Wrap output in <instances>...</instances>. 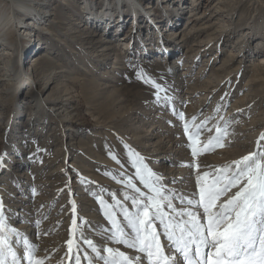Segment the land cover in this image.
Here are the masks:
<instances>
[{
	"label": "rangeland",
	"instance_id": "obj_1",
	"mask_svg": "<svg viewBox=\"0 0 264 264\" xmlns=\"http://www.w3.org/2000/svg\"><path fill=\"white\" fill-rule=\"evenodd\" d=\"M15 1L0 20L14 42L0 47V262L155 264L140 251L155 234L168 264H211V246L189 243V261L178 241L226 214L247 184L229 185L236 161L264 163V0H136L152 9L127 2L117 31L52 0L28 34Z\"/></svg>",
	"mask_w": 264,
	"mask_h": 264
},
{
	"label": "snow or ice",
	"instance_id": "obj_2",
	"mask_svg": "<svg viewBox=\"0 0 264 264\" xmlns=\"http://www.w3.org/2000/svg\"><path fill=\"white\" fill-rule=\"evenodd\" d=\"M235 163L239 171L229 181V185L235 187L242 177H247L246 186L224 203L223 210L226 214L217 213L209 216L206 235L200 233L197 227L191 240L178 241V250L184 253L185 260L190 261L189 243H195L197 252L199 245L211 246L215 249V259L211 261V264H264V163H261V157L255 153ZM229 185L217 190V198L229 190ZM205 211H209L208 206L205 207ZM227 213H234V216ZM144 215L145 219L139 221L142 225H146L149 216L147 208H145ZM222 222L225 225L223 230L220 229ZM139 231L138 228L137 232ZM151 235L152 240L142 244L140 251L147 252L150 258L155 256V264H168L159 243L155 240V234ZM153 244H155L154 251ZM129 246L135 247L136 245ZM107 251L111 253L112 249H107ZM119 255L124 261L128 260L123 253ZM36 264H41V262L37 261ZM205 264H209L207 259Z\"/></svg>",
	"mask_w": 264,
	"mask_h": 264
},
{
	"label": "bare ground",
	"instance_id": "obj_3",
	"mask_svg": "<svg viewBox=\"0 0 264 264\" xmlns=\"http://www.w3.org/2000/svg\"><path fill=\"white\" fill-rule=\"evenodd\" d=\"M17 1L18 0H16L15 3ZM21 1L23 2L22 5H20V3L19 4L17 3V6H19V10L18 11L20 13H22V15L24 17L22 19H26V21L25 22H21L22 24L19 23L17 25V27L19 25H21L23 27L24 26L25 27H32L31 30H28L27 31V34L28 33H31V32H34V30L36 28H39L40 30L45 31V27H44L43 24H44V22L46 20H48L47 17H50L52 15V12L50 11V9H47L48 6L52 5L51 4L52 3V0H21ZM74 1L77 4L78 0H74ZM113 1H110V0H99V2H98L96 0H81L80 1L81 4H82L81 5V9L84 12V17L86 18L87 22H89L91 24H94L97 30L98 29H102V30H105V31L106 30L111 31L114 28H116V31H117L119 29V27H120V23L121 22H123V23L125 22V18L127 16V14H126L127 11H125L124 12L125 14H124L123 13V7L126 6V3L127 2L129 3V5L132 8H135L133 10V12L137 16H138V13L140 11L139 10L140 8H138L140 5H141V7H143V9L142 8L141 9L142 10L145 9L147 12L148 11L150 12V10L152 9L150 6L144 5V2H142V1H136V0H116L114 2ZM2 2H3V0H0V20L3 19L2 18L3 17V14L6 11V9H8V8L5 7L6 4H3ZM60 2H62V0H60ZM29 3H34L37 7L31 6ZM122 3H125V4H122ZM62 4L66 5V2H62ZM114 5H115V7H113ZM60 8L64 9V6H62L61 3H60ZM73 10H76V9H73ZM154 11H155V13L153 15H151V19L154 20L157 24L163 23L165 21V20L163 21L164 18L162 19L160 17L157 9H154ZM64 13L66 14L68 12H64ZM27 17H28V19H27ZM136 20H137V22L139 24H141L142 19H141L140 16ZM144 29H146V28L144 27ZM26 30L24 29L23 30V33ZM5 31H6V29H5ZM9 31L11 32V30H9ZM10 32L9 33H7V32L1 33L2 35H0V40H1L0 41V47L3 48L5 45L8 46V47H10V48H13L14 47V42H13V39H12V37L10 35L12 33H10ZM93 34H94V31H93V33H91V36ZM128 34L129 33H126L125 34L126 35L125 36L126 38H124V39H127L129 37ZM22 39H24L23 43L25 44L23 46V49L22 50L23 51H26L28 49V47L26 46V44L28 42H30V40L29 41H26L29 38H27V39L26 38H22ZM19 40H21V39H19ZM166 48L169 49L168 47H166ZM37 55H38V53L35 56H37ZM261 62H264V59H262ZM40 63H43V61H41V59L37 57V58L34 59L33 65L34 66H37ZM38 99H39V101H42V99L40 98V96H38ZM146 155L147 156H146V159L145 160L148 161L149 159H151V157H152L151 155H149V154H146Z\"/></svg>",
	"mask_w": 264,
	"mask_h": 264
}]
</instances>
